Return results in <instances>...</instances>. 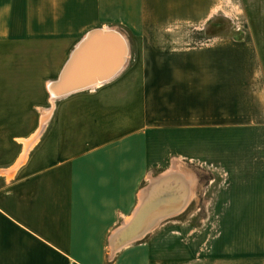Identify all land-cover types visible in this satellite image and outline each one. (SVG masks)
I'll return each mask as SVG.
<instances>
[{"label": "crops", "instance_id": "obj_1", "mask_svg": "<svg viewBox=\"0 0 264 264\" xmlns=\"http://www.w3.org/2000/svg\"><path fill=\"white\" fill-rule=\"evenodd\" d=\"M125 1L134 17L164 0ZM123 10L0 0V264H264V139L207 158L224 175L209 229L165 214L186 204L170 159L186 157L187 132L219 140L198 128V53L151 60L138 44L111 80L51 94L68 51Z\"/></svg>", "mask_w": 264, "mask_h": 264}, {"label": "rangeland", "instance_id": "obj_2", "mask_svg": "<svg viewBox=\"0 0 264 264\" xmlns=\"http://www.w3.org/2000/svg\"><path fill=\"white\" fill-rule=\"evenodd\" d=\"M138 9L131 17L130 3L124 0L123 16L102 24L126 39L125 66L138 44L151 60L155 53L162 59H189L198 53V128L213 127L219 140L211 141L209 129H198V138L187 132L186 157L170 159V170L186 175L174 182L185 189L186 204L168 216L207 230L224 178L211 174L207 158L259 153L264 139V65L258 63L264 62V0L145 1Z\"/></svg>", "mask_w": 264, "mask_h": 264}, {"label": "bare ground", "instance_id": "obj_3", "mask_svg": "<svg viewBox=\"0 0 264 264\" xmlns=\"http://www.w3.org/2000/svg\"><path fill=\"white\" fill-rule=\"evenodd\" d=\"M95 30H99V32L98 31H95ZM109 31L110 32L111 31L117 32L116 30L110 29V28H107V27H104V28H95V29H92V30H90V31L87 32L88 39L91 36H93L94 34L111 35L112 33H103V32H109ZM112 36H113V34H112ZM113 37L116 38L117 36L114 35ZM117 40L120 43V48H121V54H120V56L121 57L119 56L117 58V60L112 65L109 66V64L113 60V54L114 53H112L111 50H110V48H109L110 57L108 58V60H106V59H104V60L100 59L99 61H96V62L95 61H92V62L88 63L85 66V68H84V72L86 74H91V72H94L97 68H99L100 70L97 71V74L98 73H102V72L104 73L105 72V75L98 76V77L95 78V76H93L94 74H91V76H89L90 79L88 81H84L86 79L81 80V78H80L76 82H68V76H70V74L72 72V70L70 69V67L74 63L78 64L80 62V60L78 61V59L81 56L80 53L82 52V50L85 47L84 45L87 44V40L84 43H82V47L78 51H75L74 52V55L69 60H67L66 64L64 65V67H63V69H62V71H61V73L59 75L58 82H53L49 86V90H50L51 94H53L56 97H62L64 95H67V94L72 93V92H75V91H80V90H84V89H89V88L96 87L98 85H101V84H103V83L111 80L125 66L126 58L128 57L127 56V54H128V45H127L126 39L124 38V36L122 34L119 33V37H117ZM124 54H126V56H124ZM120 58L124 62L123 63L121 61L122 62L121 68L113 76H111L109 78H106L119 65L118 63H119ZM99 62H103L105 65L102 64V63H99ZM105 67H107V68H105ZM97 80H101V81H97ZM89 82H92V83L89 84ZM86 84H89V85H86ZM172 204L170 205L171 208L165 210V214H169V213L171 214V213H173V211H172Z\"/></svg>", "mask_w": 264, "mask_h": 264}, {"label": "water", "instance_id": "obj_4", "mask_svg": "<svg viewBox=\"0 0 264 264\" xmlns=\"http://www.w3.org/2000/svg\"><path fill=\"white\" fill-rule=\"evenodd\" d=\"M95 31L99 32V30H95ZM103 33H112L113 36L115 35V36L119 37L118 32H114V31L110 32L109 31V32H103ZM112 34L111 35L94 34L89 39H88L87 32H85L83 34V36L75 44L74 48L68 54V57L66 58V61H65V62H67V60H69L74 55V52L78 51L82 47V43H84L87 40V44L84 45L85 47L83 46L84 49L80 53L81 56L78 59V61L80 60V62L78 64L74 63L70 67L72 72H71L70 76H68V82H76L80 78H81V80L86 79L84 81H88L90 79L89 76H91V74H94L93 76H95V78L98 76L105 75V72L103 73L102 71H101L102 73L97 74V71L100 70L99 68H97L94 72H91V74H86L84 72V68L88 63H90L92 61L96 62V61H99L100 59L108 60V58L110 57L109 48H110L111 52L114 53L113 54V60L109 64V66L112 65L117 60V58L121 54V48H120V43L117 40V37L116 38L113 37ZM124 56H126V54H124ZM121 61H122V59L120 58L119 63H118L119 65L106 78L113 76L121 68L122 62H123V61L122 62ZM99 63L104 64L103 62H99ZM63 66H62V68H63ZM105 68H107V67H105ZM61 71L62 70L60 69V72L58 73L55 82H58L59 75H60ZM97 81H101V80H97ZM91 83L92 82H89V84H91ZM89 84H86V85H89Z\"/></svg>", "mask_w": 264, "mask_h": 264}]
</instances>
